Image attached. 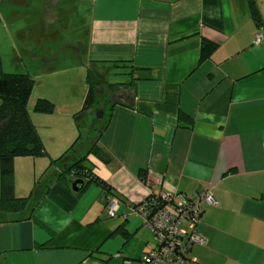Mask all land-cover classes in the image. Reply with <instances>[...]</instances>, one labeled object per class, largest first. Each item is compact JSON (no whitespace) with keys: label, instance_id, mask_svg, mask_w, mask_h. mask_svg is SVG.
<instances>
[{"label":"crops","instance_id":"1","mask_svg":"<svg viewBox=\"0 0 264 264\" xmlns=\"http://www.w3.org/2000/svg\"><path fill=\"white\" fill-rule=\"evenodd\" d=\"M62 2L43 0L45 30L61 21L63 12L53 8ZM89 3L87 42L74 47L95 67L126 72L107 82L96 72L115 101L99 138L112 160L93 158L94 172L118 196V213L109 215L101 187L77 195L57 184V170L30 190L53 167L51 158L71 147L74 128L46 146L50 157L16 159V195L33 197L17 221L0 223V264H142L154 236L134 207L150 191L213 194L218 204L206 207L198 227L207 244L191 249L196 264H264V40L255 43L264 33V0H256L261 26L248 0ZM203 40L216 48L201 61ZM76 108L64 110L69 120ZM120 226L127 237L114 234Z\"/></svg>","mask_w":264,"mask_h":264},{"label":"rangeland","instance_id":"2","mask_svg":"<svg viewBox=\"0 0 264 264\" xmlns=\"http://www.w3.org/2000/svg\"><path fill=\"white\" fill-rule=\"evenodd\" d=\"M89 5V0H63L53 8V11L63 12V17L49 32L45 30L44 12L49 5L43 4V0L32 5L0 3V77L3 74L31 76L34 85L27 109L47 148L54 144L55 138L64 139L76 129L69 144L78 142L68 154L67 162L85 156L108 123L110 108L107 106L112 99L107 93V84L97 83L96 72L105 74L106 82L126 78L121 67H95L85 53L78 51V46L74 47L78 41L87 42ZM90 86L95 87L96 101L93 109L83 110L86 101L83 98ZM39 99L53 102L54 114L34 112ZM74 108L77 115L69 120L64 110L73 111ZM57 169L53 166L39 174L30 190L41 189Z\"/></svg>","mask_w":264,"mask_h":264},{"label":"trees","instance_id":"3","mask_svg":"<svg viewBox=\"0 0 264 264\" xmlns=\"http://www.w3.org/2000/svg\"><path fill=\"white\" fill-rule=\"evenodd\" d=\"M248 4L253 19L258 26H261L263 19L258 10L256 0H248ZM215 48L216 46L213 43L203 40L201 61L209 58ZM33 85L34 82L29 74H3L0 77V223L17 221L13 217L26 213L33 197V191L26 197H18L16 195V159L50 157L27 109ZM95 101V87L90 86L83 110L92 108ZM55 110L54 103L47 99H39L34 106V112L39 114L52 115ZM110 117L111 115L109 119ZM179 118L180 121L192 125V119L184 113H180ZM99 138L93 143L85 156L77 157L67 162L68 154L75 149V145L78 142L76 140L77 142H74L60 157L51 158V166L58 168L55 175L57 184L70 191L72 189L77 190V195L82 194L91 184H96L107 195L118 197L106 180L100 178L94 172L95 164L91 156L106 164H109L112 160L106 151L99 146ZM139 177L145 183L148 182L146 171H140ZM140 204H137L134 208ZM117 233L125 237L128 236L121 226L114 232V234Z\"/></svg>","mask_w":264,"mask_h":264},{"label":"built area","instance_id":"4","mask_svg":"<svg viewBox=\"0 0 264 264\" xmlns=\"http://www.w3.org/2000/svg\"><path fill=\"white\" fill-rule=\"evenodd\" d=\"M264 33L258 32L255 43L261 44ZM119 198L108 195L107 210L115 217ZM217 201L210 191L190 197L182 193L150 191L135 211L143 218L154 236V248L142 258V264H196L191 256L195 245L205 246L207 240L199 234L198 227L206 207H216Z\"/></svg>","mask_w":264,"mask_h":264},{"label":"water","instance_id":"5","mask_svg":"<svg viewBox=\"0 0 264 264\" xmlns=\"http://www.w3.org/2000/svg\"><path fill=\"white\" fill-rule=\"evenodd\" d=\"M112 101H115V99H114V98H112Z\"/></svg>","mask_w":264,"mask_h":264},{"label":"flooded vegetation","instance_id":"6","mask_svg":"<svg viewBox=\"0 0 264 264\" xmlns=\"http://www.w3.org/2000/svg\"><path fill=\"white\" fill-rule=\"evenodd\" d=\"M49 5V4H48Z\"/></svg>","mask_w":264,"mask_h":264}]
</instances>
